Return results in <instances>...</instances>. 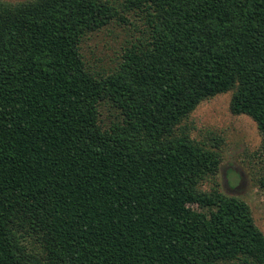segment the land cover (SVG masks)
I'll use <instances>...</instances> for the list:
<instances>
[{
	"label": "trees",
	"instance_id": "trees-1",
	"mask_svg": "<svg viewBox=\"0 0 264 264\" xmlns=\"http://www.w3.org/2000/svg\"><path fill=\"white\" fill-rule=\"evenodd\" d=\"M230 91L264 143V0H0V264H264L243 174L204 189L222 157L185 124Z\"/></svg>",
	"mask_w": 264,
	"mask_h": 264
},
{
	"label": "rangeland",
	"instance_id": "rangeland-1",
	"mask_svg": "<svg viewBox=\"0 0 264 264\" xmlns=\"http://www.w3.org/2000/svg\"><path fill=\"white\" fill-rule=\"evenodd\" d=\"M131 38L135 39L131 28L115 21L87 37L83 54L93 67L109 70L117 65L123 46ZM231 96L232 91L204 100L185 124L194 139L214 147L222 157L217 178L206 181L203 188L210 190L216 181L222 189L224 172H241L244 179L239 185L237 176L230 173L233 187L250 204L255 220L264 232V188L261 185L264 179L263 138L250 116L231 112Z\"/></svg>",
	"mask_w": 264,
	"mask_h": 264
}]
</instances>
